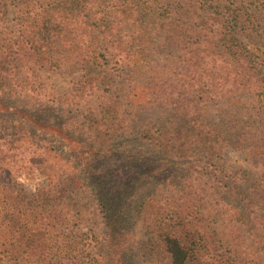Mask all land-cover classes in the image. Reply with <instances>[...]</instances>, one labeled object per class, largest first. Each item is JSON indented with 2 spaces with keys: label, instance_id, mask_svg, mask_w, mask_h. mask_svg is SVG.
<instances>
[{
  "label": "trees",
  "instance_id": "1",
  "mask_svg": "<svg viewBox=\"0 0 264 264\" xmlns=\"http://www.w3.org/2000/svg\"><path fill=\"white\" fill-rule=\"evenodd\" d=\"M141 251L264 264V0H0V264Z\"/></svg>",
  "mask_w": 264,
  "mask_h": 264
},
{
  "label": "rangeland",
  "instance_id": "2",
  "mask_svg": "<svg viewBox=\"0 0 264 264\" xmlns=\"http://www.w3.org/2000/svg\"><path fill=\"white\" fill-rule=\"evenodd\" d=\"M54 81H55V83H56L59 87H62L63 85L67 86V85H66V82H68V79L65 80V79H63V78H55ZM65 81H66V82H65ZM138 88H139L138 92L141 93V94L139 93V97L141 98L142 95H143V93H142L141 91H144V90H143L144 88H143V86H141V85H140ZM51 113H52V111H49V114H51ZM54 113H56V114H61V112H59L58 110H55ZM49 118H51V117H49ZM49 118H48V119H49ZM49 120L52 121L53 119H49ZM53 142H54L55 145H57V147H58L60 153L63 154V156H67V157H69L70 149H68V148L66 147V145H65L63 142H59V141H58V138H57V139H54ZM13 180H14L15 182H22V183L24 184V187H25L26 189H27V188H32V187L35 185V183H26V184H25V183L23 182V180H22L20 177H18V178H13ZM139 237L141 238V240H145V239H146V237L143 236V234H141V233H140ZM139 245H140V243H139ZM139 261L141 262V264H154V260H153L152 255L149 254V253H147V252H145V251H141V252H140V254H139Z\"/></svg>",
  "mask_w": 264,
  "mask_h": 264
}]
</instances>
